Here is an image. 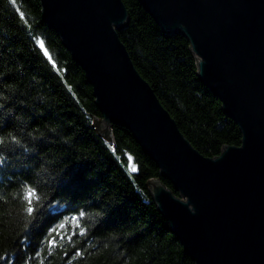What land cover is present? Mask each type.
<instances>
[{"label":"trees","instance_id":"trees-1","mask_svg":"<svg viewBox=\"0 0 264 264\" xmlns=\"http://www.w3.org/2000/svg\"><path fill=\"white\" fill-rule=\"evenodd\" d=\"M123 2L120 39L182 134L213 159L240 146L188 40ZM94 101L39 0H0V264H194L149 192L151 180L172 184L125 127L100 133Z\"/></svg>","mask_w":264,"mask_h":264},{"label":"water","instance_id":"water-1","mask_svg":"<svg viewBox=\"0 0 264 264\" xmlns=\"http://www.w3.org/2000/svg\"><path fill=\"white\" fill-rule=\"evenodd\" d=\"M188 40L197 76L242 133L201 155L138 72L118 32L123 0H39L43 22L84 70L103 135L123 126L161 171L149 192L194 264H264V0H138ZM179 193V196L176 195Z\"/></svg>","mask_w":264,"mask_h":264},{"label":"snow or ice","instance_id":"snow-or-ice-1","mask_svg":"<svg viewBox=\"0 0 264 264\" xmlns=\"http://www.w3.org/2000/svg\"><path fill=\"white\" fill-rule=\"evenodd\" d=\"M43 42H41V47H43ZM51 58V57H50ZM2 142V141H0ZM135 171V169H133ZM36 196L35 191H33L32 189L28 190V199H27V203H28V207L26 208V211L31 215L36 209L32 206L33 204V197ZM52 243L54 244L55 241L53 240Z\"/></svg>","mask_w":264,"mask_h":264}]
</instances>
